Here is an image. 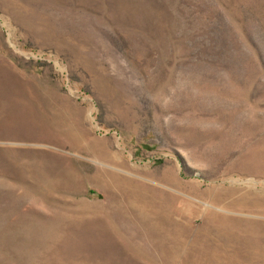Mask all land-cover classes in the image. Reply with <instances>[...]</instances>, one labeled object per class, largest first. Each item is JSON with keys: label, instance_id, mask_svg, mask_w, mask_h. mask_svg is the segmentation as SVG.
Returning a JSON list of instances; mask_svg holds the SVG:
<instances>
[{"label": "rangeland", "instance_id": "rangeland-1", "mask_svg": "<svg viewBox=\"0 0 264 264\" xmlns=\"http://www.w3.org/2000/svg\"><path fill=\"white\" fill-rule=\"evenodd\" d=\"M258 201L264 0H0V264H264Z\"/></svg>", "mask_w": 264, "mask_h": 264}, {"label": "bare ground", "instance_id": "bare-ground-1", "mask_svg": "<svg viewBox=\"0 0 264 264\" xmlns=\"http://www.w3.org/2000/svg\"><path fill=\"white\" fill-rule=\"evenodd\" d=\"M247 203V202H246ZM243 204V203H242ZM255 204H262L263 206H264V201L262 202V201H258V202H255ZM252 247H253V245H252Z\"/></svg>", "mask_w": 264, "mask_h": 264}]
</instances>
